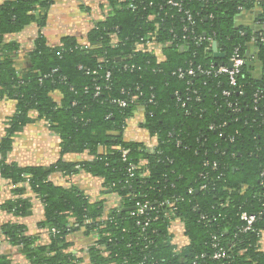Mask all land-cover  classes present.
I'll return each instance as SVG.
<instances>
[{
	"label": "trees",
	"instance_id": "trees-1",
	"mask_svg": "<svg viewBox=\"0 0 264 264\" xmlns=\"http://www.w3.org/2000/svg\"><path fill=\"white\" fill-rule=\"evenodd\" d=\"M106 1L112 10L94 24L86 44L67 35L55 47L41 33L47 19L42 10L53 0H5L0 6V100L16 102L0 141V176L12 184L15 197L0 209L28 216L32 202L26 195L34 193L44 205L40 227L48 229L50 242L39 244L16 222L1 227L5 239L21 246L31 264L80 263L68 251L67 237L81 230L94 239L88 249L92 264H264L256 231L264 229V0H173L180 6L170 0ZM254 7L261 9V28L236 26V16ZM32 23L40 31L30 67L20 72V44L7 36ZM252 37L260 78L250 65L243 67L238 88L229 86L226 75L177 73L229 64L237 49L246 54ZM153 38L162 50L148 47ZM214 42L223 57H215ZM118 99L128 105L120 107ZM231 103L239 104L237 112ZM139 106L145 109L142 127L157 137L153 151L124 138ZM41 120L59 137L61 157L49 166L10 162L14 139ZM119 147L128 150L126 157ZM83 153L92 159H63ZM81 171L103 178L119 205L108 211L105 201L53 179ZM142 200L157 204L147 216L135 213ZM243 212L258 216L255 231L244 230ZM173 216L189 239L181 250L170 232ZM217 242L227 258H214ZM0 264L11 261L0 254Z\"/></svg>",
	"mask_w": 264,
	"mask_h": 264
},
{
	"label": "crops",
	"instance_id": "crops-1",
	"mask_svg": "<svg viewBox=\"0 0 264 264\" xmlns=\"http://www.w3.org/2000/svg\"><path fill=\"white\" fill-rule=\"evenodd\" d=\"M4 1L0 0V6ZM83 5L85 7H82ZM111 10L112 5L106 0H53V4L48 10H42L44 14L46 13L47 19L41 33L46 37L47 44L52 47L60 45L62 38L67 35L75 36L81 43L86 44L88 32L97 21L102 20ZM260 13L261 9L258 7L242 11L235 18L236 26H246L259 30L261 27L257 19ZM39 31L38 24L32 23L22 32L7 36L8 41H16L20 44V49L15 55L16 66L20 72H24L30 67L29 54L34 49ZM248 46L246 56L249 57V65L252 67L251 73L255 78H260L262 66L257 58L258 47L252 42ZM15 111L16 102L8 99L0 100V141L5 135L7 120ZM144 122L145 109L139 106L135 115L127 121L124 138L143 142L149 150L153 151L158 144L157 137L152 136L147 129L142 127ZM60 157V139L42 120L27 125L19 133L14 139L12 150L8 155L10 162L18 163L21 166H49L58 161ZM63 159L69 162H78L84 159H92V156H89L88 153L65 154ZM53 179L58 184L77 186L81 191L88 194L93 201H105L108 211L119 205L120 199L109 194L108 190L105 191L104 180L101 177L81 171L80 174L70 177L56 173L53 175ZM27 196L32 202L31 213L28 216L17 217L0 209V254L6 256L11 264H31V262L21 246L11 245L5 239L1 230L4 224L19 223L27 228L28 235L38 239L39 244L44 245L50 242L48 229L40 227V223L45 219L44 205L34 193L29 192ZM14 197L12 184L0 176V205L14 199ZM170 232L177 250H181L189 243L181 221L173 223ZM67 240L71 244L68 251L82 258L78 264H92L88 249L93 244V238L85 235L81 230L71 233Z\"/></svg>",
	"mask_w": 264,
	"mask_h": 264
},
{
	"label": "built area",
	"instance_id": "built-area-1",
	"mask_svg": "<svg viewBox=\"0 0 264 264\" xmlns=\"http://www.w3.org/2000/svg\"><path fill=\"white\" fill-rule=\"evenodd\" d=\"M169 3H172L174 5H178L180 6L179 3L174 2L173 0H170ZM131 9H135L136 7L133 6V4H131V6L129 7ZM186 14L188 15V20L191 21L192 20V16L190 14L189 11H186ZM204 38L199 37L197 41H201ZM251 42L257 45L256 42V38L252 37ZM146 43L148 44V47L150 49H155V50H162L163 48V44L157 42L154 38L153 39H148L146 41ZM215 43V42H214ZM213 43V44H214ZM220 46V45H219ZM213 47V45H212ZM212 50V49H211ZM213 51V50H212ZM219 51L221 52V49L219 47ZM222 53V52H221ZM230 64L232 66H230ZM245 65H249V57L246 56V54L243 56L239 53L238 49L234 52V54L230 57L229 60V64H221V65H214L212 64L210 66V68L208 69H203L201 67L195 69L192 67H189L188 69H183L180 68L177 73L180 77H185V76H192L195 77L199 74H204L207 76H220V75H226L228 77V81H229V86L232 88H238L239 87V83H238V77L242 74L243 72V67ZM239 94H243L244 92L242 90L238 91ZM223 94L225 96H230L231 95V91L230 90H224ZM132 102H134V100H131ZM115 103L118 104L120 107H126L128 105V100H115ZM230 107L232 108V111L237 112L239 110V104L238 103H231ZM120 151H122L123 157H126V154L128 153L127 149H124L122 147L118 148ZM262 179H261V185H263L264 187V172L262 173ZM206 188V185H202L201 186V190H204ZM242 189H245V186L242 187ZM167 204H171L170 200L166 201ZM155 206H157L156 203L151 202L150 200H142V201H138L136 206H135V210H136V214L138 216L140 215H146L148 213H150L151 211L155 210ZM171 213H173V210L171 211ZM170 215V213H168ZM241 219L246 222V226L244 227V230H252L253 229V224L257 221L258 216L256 214H249L247 212H243L241 214ZM179 218L173 216L171 218V223H175V222H179ZM139 225H142V220H139L137 222ZM148 223L145 222L144 225H147ZM254 230V229H253ZM55 231V230H53ZM255 231V230H254ZM257 231V235L260 238V245L264 248V229H258ZM214 248H217L215 254H214V258L215 259H224L227 258V253L224 249L220 248V244L214 243Z\"/></svg>",
	"mask_w": 264,
	"mask_h": 264
},
{
	"label": "water",
	"instance_id": "water-1",
	"mask_svg": "<svg viewBox=\"0 0 264 264\" xmlns=\"http://www.w3.org/2000/svg\"><path fill=\"white\" fill-rule=\"evenodd\" d=\"M212 50L214 52L215 57H217V58L223 57L224 54L219 51V43L218 42H215L213 44ZM230 66H232V65L230 64ZM130 209H133V208H128V209H124V210H130Z\"/></svg>",
	"mask_w": 264,
	"mask_h": 264
}]
</instances>
